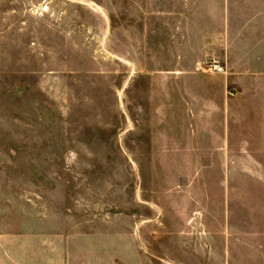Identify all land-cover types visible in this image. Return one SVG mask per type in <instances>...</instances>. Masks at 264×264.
Instances as JSON below:
<instances>
[{"label": "rangeland", "instance_id": "1", "mask_svg": "<svg viewBox=\"0 0 264 264\" xmlns=\"http://www.w3.org/2000/svg\"><path fill=\"white\" fill-rule=\"evenodd\" d=\"M129 15L0 0V264H264V115L131 99Z\"/></svg>", "mask_w": 264, "mask_h": 264}, {"label": "crops", "instance_id": "2", "mask_svg": "<svg viewBox=\"0 0 264 264\" xmlns=\"http://www.w3.org/2000/svg\"><path fill=\"white\" fill-rule=\"evenodd\" d=\"M126 41L130 98L145 94L160 115L208 116L226 130L233 115H264V0H130ZM210 60L225 72H205ZM138 252L131 264L151 262Z\"/></svg>", "mask_w": 264, "mask_h": 264}, {"label": "built area", "instance_id": "3", "mask_svg": "<svg viewBox=\"0 0 264 264\" xmlns=\"http://www.w3.org/2000/svg\"><path fill=\"white\" fill-rule=\"evenodd\" d=\"M204 71L208 73H224L225 68L218 60H210L205 63Z\"/></svg>", "mask_w": 264, "mask_h": 264}]
</instances>
